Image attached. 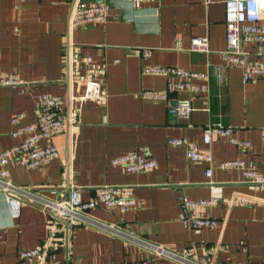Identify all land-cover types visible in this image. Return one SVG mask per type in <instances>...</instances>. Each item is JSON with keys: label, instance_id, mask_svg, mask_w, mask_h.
Segmentation results:
<instances>
[{"label": "crops", "instance_id": "obj_1", "mask_svg": "<svg viewBox=\"0 0 264 264\" xmlns=\"http://www.w3.org/2000/svg\"><path fill=\"white\" fill-rule=\"evenodd\" d=\"M74 1L0 0V75L14 73L21 80L0 85V152L23 139L12 134L15 114H25L21 125L37 120L39 95L63 96L66 122L54 138L58 157L36 169L13 161L14 188L0 184V264H18L20 251L48 242L46 260L53 263L264 264V185L254 186L241 170L218 167L245 159L264 174V78L245 81L243 67L224 60L223 3L144 4L136 9L138 20L157 28L140 33L121 20L120 9H111L105 22L73 28ZM203 36L210 53L190 51L191 40ZM241 51L264 60V44L244 43ZM87 55L102 73L85 70ZM151 66L208 74L193 80L208 91H173L169 101L145 99L142 92L164 91L169 81L180 79L145 73ZM95 78L103 83L104 101L84 97L87 80ZM176 99L192 100L189 119L170 112ZM218 122L232 126L252 147L217 136L205 144L203 127ZM177 138L213 155L211 175L209 162L192 161L186 147L169 145ZM131 151L154 158L157 166L131 173L112 164ZM73 186L85 199L101 187H128L137 206L127 211L97 207L87 211V221L68 228L52 217L47 204L68 200ZM185 196L217 197L208 208L217 225L199 232L186 227Z\"/></svg>", "mask_w": 264, "mask_h": 264}, {"label": "built area", "instance_id": "obj_2", "mask_svg": "<svg viewBox=\"0 0 264 264\" xmlns=\"http://www.w3.org/2000/svg\"><path fill=\"white\" fill-rule=\"evenodd\" d=\"M131 1L136 9L144 4H156L158 2V0ZM200 1L206 5L221 2L225 7L226 50L223 53L224 60L232 66H242L245 81L264 78V60L257 57L249 58L241 51V46L244 43L264 44V0ZM110 11L111 8L107 3H97L93 0H75L71 26L83 28L97 22H105ZM190 51L210 53L208 37L193 38ZM138 52L142 55H148L149 50H139ZM84 66L89 74L103 72L102 69L98 70L92 55H87L84 58ZM144 72L180 78L169 81L164 91L142 92L141 95L145 99L169 101L173 91L188 90L193 93L208 91L207 86L193 82L195 79H208L209 76L205 73L174 66H151L146 67ZM19 84H21V80L17 74L2 73L0 75V85L15 86ZM84 97L95 101L105 100L103 83L99 78L87 80ZM63 104L64 98L61 95L42 94L36 99L38 118L34 123L21 125L22 119L25 117L24 113H17L13 116L12 122L15 129L12 134L13 136H23V139L20 143L0 152V184L4 185L6 190L14 188L9 180L11 162L18 160L22 166L36 169L60 155V149L54 143V138L61 134L66 127L65 117L61 114ZM194 110L195 107L191 99H176L170 108L172 114L185 119H189ZM214 136L223 138L229 144L240 148L252 147L250 141L243 140L236 135L232 126L221 122L211 123L203 127L205 144H211ZM168 143L176 147H186L187 156L192 161L209 162L210 166L206 173L207 175L212 174L213 155L211 153L202 151L186 138L171 139ZM112 164L125 172L135 173L154 169L157 166V161L138 151H131L115 157ZM218 167L222 170H241L245 178L254 186L264 185V174L258 171L255 161L233 159L221 162ZM182 201L186 209V216L183 217L182 223L186 227L199 232L203 228H211L217 225V220L208 212V208L219 201L217 197L193 199L185 196ZM136 206L133 192L128 187H101L96 190L94 197L85 199L81 190L73 186L68 200L47 204L52 217L67 223L68 228L87 221L85 217L87 211L97 207L118 208L121 211H127ZM63 242L64 237H58L57 247ZM48 243L20 251L18 264H65L47 262L45 250L49 245ZM117 264H150V260L138 259Z\"/></svg>", "mask_w": 264, "mask_h": 264}, {"label": "water", "instance_id": "obj_3", "mask_svg": "<svg viewBox=\"0 0 264 264\" xmlns=\"http://www.w3.org/2000/svg\"><path fill=\"white\" fill-rule=\"evenodd\" d=\"M97 3H107L111 9H120L121 20L126 22H131L134 24L136 32L146 33L155 32L157 25L140 21L137 18V11L131 0H93ZM67 225V223H65Z\"/></svg>", "mask_w": 264, "mask_h": 264}]
</instances>
